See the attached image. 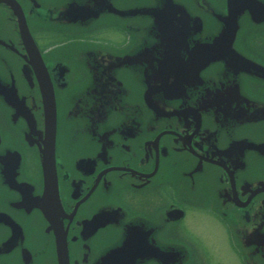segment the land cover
Instances as JSON below:
<instances>
[{
    "label": "flooded vegetation",
    "instance_id": "flooded-vegetation-1",
    "mask_svg": "<svg viewBox=\"0 0 264 264\" xmlns=\"http://www.w3.org/2000/svg\"><path fill=\"white\" fill-rule=\"evenodd\" d=\"M0 264H264V0H0Z\"/></svg>",
    "mask_w": 264,
    "mask_h": 264
},
{
    "label": "water",
    "instance_id": "water-1",
    "mask_svg": "<svg viewBox=\"0 0 264 264\" xmlns=\"http://www.w3.org/2000/svg\"><path fill=\"white\" fill-rule=\"evenodd\" d=\"M48 113L50 114V131H51V138L52 141L54 140V129H55V104L53 97L50 98L48 102ZM53 144V143H52ZM53 151V149H52Z\"/></svg>",
    "mask_w": 264,
    "mask_h": 264
}]
</instances>
